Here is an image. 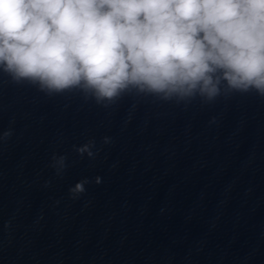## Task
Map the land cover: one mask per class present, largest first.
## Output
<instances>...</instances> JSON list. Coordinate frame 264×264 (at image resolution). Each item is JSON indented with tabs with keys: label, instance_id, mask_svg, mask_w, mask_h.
I'll use <instances>...</instances> for the list:
<instances>
[{
	"label": "water",
	"instance_id": "water-1",
	"mask_svg": "<svg viewBox=\"0 0 264 264\" xmlns=\"http://www.w3.org/2000/svg\"><path fill=\"white\" fill-rule=\"evenodd\" d=\"M0 264H264V180L152 96L0 73Z\"/></svg>",
	"mask_w": 264,
	"mask_h": 264
},
{
	"label": "clouds",
	"instance_id": "clouds-1",
	"mask_svg": "<svg viewBox=\"0 0 264 264\" xmlns=\"http://www.w3.org/2000/svg\"><path fill=\"white\" fill-rule=\"evenodd\" d=\"M0 73L105 107L131 93L264 97V0H0Z\"/></svg>",
	"mask_w": 264,
	"mask_h": 264
}]
</instances>
